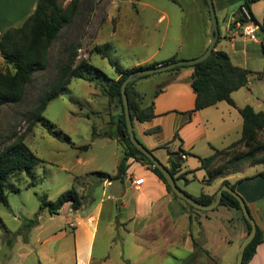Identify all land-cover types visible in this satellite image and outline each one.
Listing matches in <instances>:
<instances>
[{
  "label": "rangeland",
  "instance_id": "374dc122",
  "mask_svg": "<svg viewBox=\"0 0 264 264\" xmlns=\"http://www.w3.org/2000/svg\"><path fill=\"white\" fill-rule=\"evenodd\" d=\"M69 1L59 0L64 6ZM177 1L81 0L75 19L64 26L53 42L48 68L34 73L22 101L1 107L0 149L10 143L16 134L25 131L28 126L27 116L37 105L39 96L55 79L59 65L67 58L68 50L75 49L76 62L82 58L87 59L107 75L106 77L99 74L95 69L86 73L87 78H73L68 89L53 98L44 111L45 117L54 124V130L67 134L72 142L49 133L42 123L36 124L33 131L25 135L27 144L43 161L34 167L32 176L17 172L10 176L5 186L9 204L0 203V264H10L14 261L19 245L16 243L15 247L13 246L16 238L24 240L37 234L43 237L57 234L58 239L48 244V249H51L49 251L54 253L52 257H56L59 264H76L74 234L68 230L75 224L73 221L69 222V226L67 224L69 220H73L75 213L74 210H69L71 203H66L59 214H51L47 209L41 211L38 218L43 224L42 228L35 229L34 226H26V223L39 212L40 196L43 194L55 201L62 192L76 187L85 195L88 203L92 197L97 201L105 198L108 193L115 191L116 185L120 187L121 192L124 191L119 179H113L114 186L104 184L109 175L115 177L119 160L124 155L122 144L112 135L116 129V116L121 113V105L111 102L104 88L109 85L111 78L117 77L116 65L132 68L150 57L151 60L147 64L177 52H180V56H190L201 50L204 42L209 40L203 26L202 3L200 0ZM219 19L224 29L220 14ZM210 23L212 25V21ZM256 35L257 40H245L243 36H237L236 40L231 41L222 37L221 47L229 54L232 53L236 64L247 68L246 63L249 61L248 68L252 71L250 83L241 92L248 98L245 101L255 104L256 100V109H264V103L259 105L264 99V75L261 76L264 71V54L261 47L264 32L260 30ZM245 52L249 55L246 56ZM160 76H163V73L148 74L138 79L136 85L143 89L148 97L153 91L152 83L158 81ZM226 104L225 102L223 106L233 110L234 107ZM233 113L235 116L238 114L237 110H233ZM214 127L216 131H209L215 136L216 148L205 139L200 141L196 149L191 151L188 162L183 163L191 168L186 173L190 179L189 184L178 179V184L193 195L201 191L205 184L204 177H207V171L202 168L199 156L207 157L212 155L215 149H226L232 141L236 142L242 131L241 127L235 126H232L230 131H225L224 125L219 123ZM173 136L168 141H172ZM261 138L264 139V132ZM180 142L181 140H174L177 145ZM86 144L90 146L80 147ZM238 148H244V145L241 144ZM153 153L161 162L166 163L168 152L165 148L156 149ZM228 157L221 154L217 162L223 163ZM263 158L264 150H261L248 158L229 162L225 173L231 176L254 173L264 168ZM183 170L184 167L179 175ZM219 179L221 176L214 178L212 183L218 182ZM104 188H107V191H104ZM178 199L186 203L183 199ZM218 208L217 222L228 237L227 241L222 242L220 249L224 262L227 260L234 264L239 243L244 235L242 232L246 231L243 229L244 221L240 211L228 206ZM124 220L122 212H116L111 224L106 213L100 222L95 243L96 253L106 252L115 260L118 259V264L124 251L130 254V248L124 240L127 236ZM21 227V232L16 233ZM62 230H66V233L61 232ZM63 233L67 236L59 237ZM112 237L113 242H110ZM49 251H36L28 263L41 259L43 264H48Z\"/></svg>",
  "mask_w": 264,
  "mask_h": 264
},
{
  "label": "crops",
  "instance_id": "0c3cea01",
  "mask_svg": "<svg viewBox=\"0 0 264 264\" xmlns=\"http://www.w3.org/2000/svg\"><path fill=\"white\" fill-rule=\"evenodd\" d=\"M242 2L243 0H214L220 28L217 49H222V37L231 41L236 40L237 36H243L245 40L249 39L248 36L236 30L232 23L234 13ZM37 3L38 0H0V34L9 28L22 26L35 11ZM201 3L203 26L206 29L209 40L204 42L201 50L196 55L180 56V52H177L156 62L162 64L168 62L174 56H177L178 59L194 58L201 55L207 49L210 43L212 26L210 22L212 20L205 5L202 1ZM252 11L258 20L264 24V1L254 3ZM219 14L224 22V29L221 27ZM260 30L264 32V28H259ZM245 55L248 56L249 53L245 52ZM230 56L234 62L232 53H230ZM150 58L147 61L139 63V65L147 64L151 60ZM248 63L249 61L246 63L247 68ZM0 64H4L1 53ZM165 73L164 71L163 76H160L158 81H156L157 83H152V93L158 85L164 84L165 86L163 91L155 97L156 116L144 122L135 120L134 128L137 137L150 149L164 148L161 146L169 142L168 147L165 148L168 152L166 163H170V159L176 156L171 152L178 150H184L181 153L186 154L184 161L188 162L191 151L195 150L197 144L204 139L216 148L215 136H213L212 132L210 134L209 130L216 131L214 125L217 123L224 125L223 129L225 131H230L232 126L243 128V117L239 109L251 103L245 101L248 98L244 97L241 90L248 86V84L232 93L235 105L222 100L214 105L194 111L190 115L189 111L195 107L196 100V93L191 83L194 68L184 67L173 75ZM138 88L145 92L140 87ZM225 102L227 103L226 105L234 107L233 110H237V116H235L233 110L228 108V106H223ZM262 103H264V99L259 102V105ZM251 105L256 109V100L255 104ZM256 110L264 111V109ZM156 126H160L161 129L154 133H147L148 129ZM176 130L179 134V139H174ZM173 132L174 134H172ZM241 135L235 141L240 139ZM172 136L173 140L168 141ZM174 140H181V142L177 145V143H174ZM128 162L129 168L124 180H121L124 187L123 192L116 185L115 191L108 193L100 201L92 197V200L90 199L88 203H85L81 209L74 210L73 220L67 222L68 226L69 222L72 221L75 224L71 230L69 228L68 230L74 234L76 264H118V259L115 260L110 254L106 252L101 254L96 253L95 243L102 217L108 213L109 222L112 224L114 214L116 212L119 214L120 211L125 218L123 224L127 236L124 240L130 248V254L124 251L123 255L119 257V264H231L226 259V262H224L220 248L222 242L227 241L228 237L224 233L221 224L217 222L219 218L218 207H226V205H218L212 210H201L195 207L192 210L186 203L180 201L168 191L166 184L150 169V166L142 164L134 158H130ZM183 167L185 168L183 173L186 176V173L191 168L187 164H183ZM263 169L256 170L254 173L234 174V176L224 173L220 175L221 179L215 183H212L213 180L208 181L205 176L203 180L204 186L194 196H200L201 194H214L216 196L218 188L221 187L225 179H229L232 183L243 179L237 183L236 190L245 199L257 225L264 232V177L256 175ZM140 177H144V182L134 185L133 181ZM186 177L188 178V175ZM180 179L185 184H189V178V181H186L184 178ZM114 181L106 178L104 184L114 186ZM104 191H107V188H104ZM69 210H73L71 206ZM42 227L43 224L38 219L34 228L38 229ZM243 229H246V231L245 233L242 232L244 235L239 243V247L247 235L245 221ZM61 232L66 233V230H62ZM64 233L59 237L67 236ZM56 235L51 234L43 237L37 234L24 240L16 238L13 246L15 247L16 243L19 245L16 248L14 261L10 264H43L41 259L33 263H28V261H30L32 254L38 250H51L48 249V244L58 239ZM113 239V237L110 238V242L111 240L113 242ZM49 254L50 260L48 264H59L56 257H52L54 256L53 251H49ZM234 264H237V256ZM248 264H264V241L257 246L256 252Z\"/></svg>",
  "mask_w": 264,
  "mask_h": 264
},
{
  "label": "trees",
  "instance_id": "16d2710c",
  "mask_svg": "<svg viewBox=\"0 0 264 264\" xmlns=\"http://www.w3.org/2000/svg\"><path fill=\"white\" fill-rule=\"evenodd\" d=\"M174 1L178 2L177 0ZM201 1L211 17L208 1ZM259 1L264 0H243L242 3L249 8L254 21L259 25L260 29H263L264 24L258 20L252 11V5ZM80 2L81 0H70L69 3L64 6L59 0H38L35 11L27 18L22 26L9 28L0 34V53L4 59V64H0V109L5 104H14L22 101L34 73L48 68L50 50L53 42L61 33L64 26L70 24L75 19V16L80 10ZM216 47L217 44L213 52L201 62L193 65H180L165 71L173 75L184 67L194 68L191 83L196 93V100L195 107L189 111L190 115H192L194 111L214 105L222 100H226L230 104L235 105L232 93L249 83L252 71L246 67L236 65L227 51L217 49ZM261 47L264 54V42L261 43ZM97 49L101 50L100 47H97ZM76 58L77 52L74 48L67 51V58L59 65L55 79L50 83L46 91L39 96L37 105L27 116L28 126L25 131L16 134L10 143L0 149V203L9 204L5 186L11 175L17 172H25L32 176L34 167L43 161L30 148L25 139V135L33 131L36 124L42 123L49 133L58 138L72 142L70 136L61 131L54 130V124L45 117L44 111L49 102L53 98L64 93L75 77L87 78L86 73L95 69L99 74L101 73L107 77L104 72L96 68L89 60L82 58L79 62H76ZM175 60H178L177 56L172 57L169 61ZM156 65H159V63L153 62L132 68H123L116 65V71L118 72L117 77L109 78V85L104 88L110 101L117 102L121 105V113L116 116V129L112 135L118 138L124 148V155L118 164L117 174L115 177L109 175V179H119L123 181L129 168L128 161L130 158H134L136 161L150 166V169L166 184L168 191L171 192L174 197L180 198L167 183L161 170L132 143L126 123L121 92L123 81L135 70ZM163 72L164 71L159 73ZM263 74L264 71L261 72V76ZM146 76H148V74L138 76L127 85L126 91L129 98L133 122H135V120L144 122L156 116L155 97H157L165 87L164 84L158 85L155 91L147 97V93L141 91L136 85L138 79ZM239 110L243 117V128L240 139L233 142L224 150L215 149V152L210 156H199L202 168H205L207 171L208 181H212L217 176L223 175L227 168V163L248 158L256 152L264 150V139L261 138V134L264 132V111L256 110L251 104H246ZM160 129V126H156L148 129L147 133H154ZM178 136L179 134L176 132L174 139L178 138ZM168 144L169 142L161 147L167 148ZM241 144L244 145V148L240 149L238 146ZM89 146L90 144H86L80 147L88 148ZM150 150L154 152L153 149ZM182 151L184 150L171 152L176 156L170 159V171L176 180L184 178L186 181H189L185 173L179 175V172L183 168ZM221 154H226L229 157L227 161L218 163L217 158ZM256 175L264 177V169ZM242 180L243 179H239L232 183L229 179H225L222 185L229 184L232 188L236 189L237 183ZM189 194L196 200L205 204L210 203L215 197L214 194H201L200 196ZM40 199L41 204L39 212L35 214V218H32L28 224L26 223V226H34L39 219V213L44 209H47L51 214H59L65 203L69 202L73 210H79L87 201L85 195H82L76 187L62 192L55 201L50 200L47 194L41 195ZM186 204L191 209H194L188 202H186ZM219 205H226L240 211L241 217L247 226V233L251 230V224L244 216L240 202L234 195L228 191H224ZM22 227L16 231V233H20ZM263 241L264 232L260 226L257 225V234L246 248L243 264L249 263L256 252L257 246Z\"/></svg>",
  "mask_w": 264,
  "mask_h": 264
},
{
  "label": "water",
  "instance_id": "95a60500",
  "mask_svg": "<svg viewBox=\"0 0 264 264\" xmlns=\"http://www.w3.org/2000/svg\"><path fill=\"white\" fill-rule=\"evenodd\" d=\"M210 8V14H211V20H212V26L210 31V43L207 47V49L199 56H196L194 58H188V59H178L175 61H168L153 67L149 68H143L138 69L130 73L127 78L123 81L121 85V92L123 97V104H124V111H125V117H126V123L127 128L129 132L130 139L132 143L141 150L147 157L151 159V161L154 163L155 166H157L163 175L165 176L167 183L171 186L172 190L183 200L188 202L190 205L197 209L201 210H212L216 208L219 203L221 202V199L223 197L224 191H228L232 195H234L240 202L241 209L243 211L244 216L251 224V230L247 233L246 237L242 241L238 254H237V264H243L244 261V255L247 246L249 243L255 238L257 234V223L255 218L253 217L252 213L250 212L248 205L245 201V199L240 195L236 189L232 188L229 184H224L220 187L219 191L216 193V196L213 198V200L208 203H202L198 200H196L193 196H191L189 193H187L177 182L174 175L170 171V163H163L159 160L158 157L148 148L140 139L137 137L135 133L134 128V122L130 111V105H129V98L127 95V85L135 80L138 76L141 75H147L151 73L156 72H162L170 70L176 66L180 65H193L195 63L201 62L205 60L215 49V46L217 44V41L220 36V28H219V21L218 16L214 4V0H207Z\"/></svg>",
  "mask_w": 264,
  "mask_h": 264
},
{
  "label": "built area",
  "instance_id": "2783aa9c",
  "mask_svg": "<svg viewBox=\"0 0 264 264\" xmlns=\"http://www.w3.org/2000/svg\"><path fill=\"white\" fill-rule=\"evenodd\" d=\"M233 27L240 31L243 35L248 36L249 39L257 40V32L259 31V25L253 19L252 13L249 8L241 3L233 16ZM183 161L186 158V154L182 153ZM144 182V177H140L133 181L134 185H139Z\"/></svg>",
  "mask_w": 264,
  "mask_h": 264
}]
</instances>
